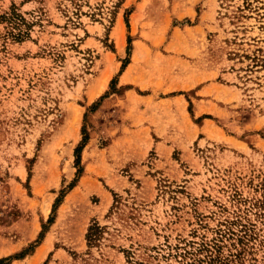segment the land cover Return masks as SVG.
Wrapping results in <instances>:
<instances>
[{"label": "rangeland", "instance_id": "obj_1", "mask_svg": "<svg viewBox=\"0 0 264 264\" xmlns=\"http://www.w3.org/2000/svg\"><path fill=\"white\" fill-rule=\"evenodd\" d=\"M41 232L4 263L264 264V0H0V260Z\"/></svg>", "mask_w": 264, "mask_h": 264}, {"label": "trees", "instance_id": "obj_2", "mask_svg": "<svg viewBox=\"0 0 264 264\" xmlns=\"http://www.w3.org/2000/svg\"><path fill=\"white\" fill-rule=\"evenodd\" d=\"M125 22L128 25L127 20H125ZM85 144H86V141L83 139L82 143L79 145V147H77L75 149V152H74L75 162H76V165H78V167H79V163H80V152H81L82 148L85 146ZM77 174H78V172H77ZM72 186L73 185L71 184L69 186V188H71ZM55 204L53 205V209L55 208ZM100 231H101V229L98 226H96V224H94L93 228H89L87 231V234H86L87 241H89L90 243L95 242L97 240V238L99 237ZM42 238H43V233L41 232V233H39L37 240L33 244L29 245L28 249L24 250L21 254H17L16 256H10L8 258L0 260V264H5L4 262H7L9 260L19 259L24 254L31 252L37 245H39Z\"/></svg>", "mask_w": 264, "mask_h": 264}, {"label": "bare ground", "instance_id": "obj_3", "mask_svg": "<svg viewBox=\"0 0 264 264\" xmlns=\"http://www.w3.org/2000/svg\"><path fill=\"white\" fill-rule=\"evenodd\" d=\"M124 81H125V79H124ZM41 249H42V250H40V252H42V251H43V249L45 250V247H42Z\"/></svg>", "mask_w": 264, "mask_h": 264}]
</instances>
